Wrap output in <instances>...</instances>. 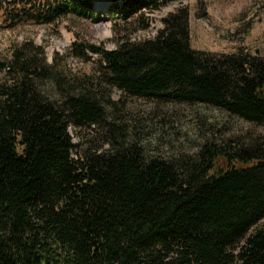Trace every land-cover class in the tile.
<instances>
[{
  "label": "trees",
  "instance_id": "16d2710c",
  "mask_svg": "<svg viewBox=\"0 0 264 264\" xmlns=\"http://www.w3.org/2000/svg\"><path fill=\"white\" fill-rule=\"evenodd\" d=\"M122 16L183 0H120ZM91 0H0V30L87 18ZM120 14V13H119ZM152 38L99 57L97 76L23 41L0 59V264H264V145L204 146L195 161L149 156L110 100L208 105L264 126V58L191 48L180 7ZM109 125L111 149L74 157L69 129Z\"/></svg>",
  "mask_w": 264,
  "mask_h": 264
},
{
  "label": "rangeland",
  "instance_id": "374dc122",
  "mask_svg": "<svg viewBox=\"0 0 264 264\" xmlns=\"http://www.w3.org/2000/svg\"><path fill=\"white\" fill-rule=\"evenodd\" d=\"M91 1L92 10L84 19L69 16L50 26L24 25L0 30V59L9 55L10 46L28 40L45 48L48 62L59 54L73 74L97 76L102 71L99 57H75L70 49L74 42L113 51L122 41L152 38L162 28V19L180 7L189 11L193 50L224 55L240 52L264 58V0H183L158 11L126 16L113 10L120 9V0ZM98 4H105L104 9H96ZM110 93L117 110L109 122L121 124L135 139H144L145 150L152 158L195 161L204 146L232 152L235 147L264 145V126L214 107L163 104L123 96L116 89ZM69 134L77 146L75 158L89 152L109 151L108 141L114 136L110 126L104 124L80 130L70 128Z\"/></svg>",
  "mask_w": 264,
  "mask_h": 264
},
{
  "label": "bare ground",
  "instance_id": "6f19581e",
  "mask_svg": "<svg viewBox=\"0 0 264 264\" xmlns=\"http://www.w3.org/2000/svg\"><path fill=\"white\" fill-rule=\"evenodd\" d=\"M98 5H99V4H98ZM100 7H102V8L104 9V7H105V4H102V5L100 4L98 7H96V9H98V8H99V10H101V9H100Z\"/></svg>",
  "mask_w": 264,
  "mask_h": 264
}]
</instances>
